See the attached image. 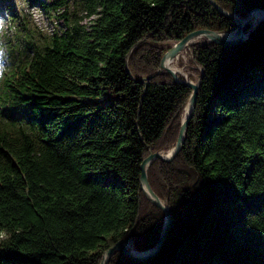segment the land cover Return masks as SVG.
<instances>
[{"label": "trees", "instance_id": "16d2710c", "mask_svg": "<svg viewBox=\"0 0 264 264\" xmlns=\"http://www.w3.org/2000/svg\"><path fill=\"white\" fill-rule=\"evenodd\" d=\"M215 1L242 19L264 10ZM30 2L65 29L43 34L12 12L29 55L11 49L0 80V264H101L122 240L150 250L165 215L141 165L175 147L192 95L157 75L162 58L196 30L237 25L209 0ZM192 48L203 73L185 142L148 170L172 224L154 257L119 249L108 264H264V20L238 45Z\"/></svg>", "mask_w": 264, "mask_h": 264}, {"label": "water", "instance_id": "95a60500", "mask_svg": "<svg viewBox=\"0 0 264 264\" xmlns=\"http://www.w3.org/2000/svg\"><path fill=\"white\" fill-rule=\"evenodd\" d=\"M209 1L222 15H225V16L229 17L230 19H232L236 23L237 28L233 32H219V31L210 30V29H199V30H196V31L188 34L184 39H182L181 41L176 43L170 50H168L165 53V55L162 58L161 67L157 72V75L162 74L163 72H167L175 79V81L177 83L189 86L192 89V95L188 101L186 110L184 112L183 120L181 123L179 137H178V140H177L175 147L172 148L170 151L171 154L168 155L169 154L168 153L167 155H164L160 152H150V154L144 159V161L141 165V171H142L141 177H140L141 189L144 192V195L146 196V198L153 205L160 208L164 212V215H165V222H164V226H163L159 241L157 242V244L152 249L142 252L139 256L135 255L132 252V250L129 249V247L127 246V244H129L132 248H134V242L132 240L119 241L104 254V258H103L101 264H108L109 261L111 260V258L113 257V255L115 254V252L119 249L124 250L128 257H130L131 259H133L135 261H139V262H143L147 259L154 257L161 250V248L164 244V241L166 239L167 232H168V230L172 224V217L173 216H172V211L170 209L169 203H168V201L161 199L156 194V192L153 190V188L150 184V181H149L148 170L155 160L160 159L162 161L170 162L173 159H175L176 156L182 150L183 144H184L185 139H186L188 126H189L190 121L192 120V118L194 116L201 80H199L196 84H194L191 81L180 77V75L176 74V72L171 70L166 65V61L168 59L173 60L174 58H176V56H178L184 49H186L190 45H193L192 42H194L196 39H199L201 37H207L208 38L207 41L217 43L220 45H224V46L238 45V44L248 40L251 32L257 28L259 22L264 20V10H262V9L253 10L246 18L242 19V18L238 17L237 15L226 11L215 0H209ZM256 12L261 13L263 15L262 18L260 19L258 24H255V25L251 24L250 29L247 32H245L246 26L250 24V19L252 18V16ZM227 33H233L236 36H235V38H227V37H225V34H227ZM128 72H130L129 69H128ZM154 76H152V77H154ZM152 77L146 78V79H141V81L147 82Z\"/></svg>", "mask_w": 264, "mask_h": 264}, {"label": "rangeland", "instance_id": "374dc122", "mask_svg": "<svg viewBox=\"0 0 264 264\" xmlns=\"http://www.w3.org/2000/svg\"><path fill=\"white\" fill-rule=\"evenodd\" d=\"M40 1L51 2L53 0ZM7 6L11 7V9L14 10L18 17L25 18L31 23V25L37 26L43 34H50L54 31L61 32L65 29L64 22L61 20V18L57 16L59 15V13H56L53 10L50 13H47L40 6L33 5L30 0H0V70L4 66L5 60H7L8 63V55L6 56L8 50V42L13 38L14 35V27H11V23H13V18L7 11ZM89 20L90 19H86V22L88 23ZM250 25L251 24L247 26L250 28ZM248 30H246L245 32H247ZM14 56H20L22 59H24L27 56V53L23 52L22 47L19 46L15 50ZM181 56L182 61L180 60L181 63L179 64V67L189 73L192 80L198 82L200 80L201 74L203 73V70L194 62L192 45L184 49L181 52Z\"/></svg>", "mask_w": 264, "mask_h": 264}, {"label": "bare ground", "instance_id": "6f19581e", "mask_svg": "<svg viewBox=\"0 0 264 264\" xmlns=\"http://www.w3.org/2000/svg\"><path fill=\"white\" fill-rule=\"evenodd\" d=\"M262 14L261 13H259V12H256L253 16H252V18L250 19V24H252V25H255V24H258V22L260 21V19L262 18ZM235 34H233V33H227V34H225V37H227V38H235ZM207 40H208V38L207 37H201V38H199V39H196L194 42H192L193 44L194 43H198V42H207ZM181 58H182V56H181V53L178 55V56H176V58H174L173 60H170V59H168L167 61H166V65L171 69V70H173L174 72H176V74H178V75H180V77H182V78H185V79H187V80H189V81H191L192 83H194V84H196L197 82H195L194 80H192L191 79V77H190V75H189V73H187L186 71H184V69H182V68H180L179 67V64L181 63ZM181 60V61H180ZM180 61V62H179ZM179 62V63H178ZM184 79V80H185ZM187 107V106H186ZM185 110H186V108H185ZM171 149L170 150H168V151H164V152H162V154H164V155H167L168 153V155H170L171 154ZM127 246L129 247V249H131L132 250V252L135 254V255H137V256H139L142 252L141 251H137L135 248H132L129 244H127Z\"/></svg>", "mask_w": 264, "mask_h": 264}]
</instances>
